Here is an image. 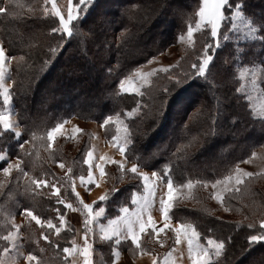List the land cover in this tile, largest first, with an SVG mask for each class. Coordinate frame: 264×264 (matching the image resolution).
<instances>
[{"label":"trees","instance_id":"trees-1","mask_svg":"<svg viewBox=\"0 0 264 264\" xmlns=\"http://www.w3.org/2000/svg\"><path fill=\"white\" fill-rule=\"evenodd\" d=\"M169 1H172L170 8L178 9L179 12L173 13L167 7ZM16 3L20 7L10 4L7 6V12L0 14V41L4 43L7 55L10 57L8 93L16 122L24 135L19 141L11 130L0 134V152L17 159L20 154L18 144L28 140L29 143L25 144V148L28 149L29 155L23 157L26 170L30 175L47 178L50 182L57 183L60 189L64 188L65 196L60 195V197L73 205H76L74 203L76 197L72 192V180L86 173L84 154L88 147L87 138L84 137L80 145L76 143V151L73 154H71L72 150L68 151L64 144L61 145L63 140L58 138L51 143V148L47 147L48 131L70 117L90 119L102 125L109 116L124 117L132 141L127 145L126 160L144 169L164 172L167 168L169 175L167 177L173 182L194 180L193 191L187 197V200L190 198L194 203H201L202 197L209 196L208 192L205 193L204 187L197 182L222 178L234 162V157L248 147L242 146L239 142L240 137L242 139L245 136L249 137L256 130L257 136L254 142L257 146L264 144V120L250 116L243 96L236 91L235 84L238 78L235 72L231 66L224 64L225 59L222 54L228 51L229 45L221 46L217 58L219 61L213 64V67H219L218 74H222L220 80L215 79L218 88L211 89L210 84L204 79L202 83L196 81L187 83V81L181 85L168 82L169 84L161 86L155 95H149L145 90L135 93L118 89V83L123 76L128 75L137 65L162 52L169 44L179 40L187 27L196 19L195 12L199 0H187L185 3L180 0H161L160 3L158 0H153L148 4L142 3L141 0H91L80 12L79 21L72 22L73 25L78 23V27L86 35L74 33L73 36L59 32L51 33V28L57 27L59 22L51 15H43L42 0H16ZM237 3H241L245 12L252 11L249 13L253 15L254 24L259 21L258 15H264V0H230L229 10ZM115 4L119 6L120 14L117 15L115 24L111 26L110 18H106L104 14L108 12V7ZM0 6H5L4 0H0ZM30 8H35V13H31ZM95 12L102 14V17H91ZM160 19L163 20L164 25L166 24L164 30L158 25ZM104 21L107 23L106 27L102 24ZM261 25L260 38L245 44L244 53L241 54L245 61L243 64L264 65V19ZM115 30L119 33H115ZM21 34H23L22 38ZM61 36L63 47L55 54L50 53L49 45L55 46ZM228 55L232 56L230 51ZM20 57L24 59L21 60ZM43 80L45 82H42ZM165 87L170 91L163 94L162 90ZM200 87L205 91L210 90L213 93L212 98H209L208 93L199 95L195 89ZM180 88H182L181 98L189 95L198 98L197 110L192 115L189 114L187 120L186 111L183 112L179 120L177 119L176 135L162 138V133L170 119V109L174 106L171 98L167 96ZM40 92L43 93L42 96L38 95ZM36 97L39 98V102H36ZM160 97L164 100L166 109L158 112ZM150 104L152 110L147 111ZM4 105L0 94V114ZM134 108L137 111L127 116L126 113L132 112ZM189 126H193V130H189ZM221 128L222 131L227 128L226 132L231 134V141L220 142L217 137L215 139ZM114 131V122L111 120L109 124L103 126V137L110 139ZM247 139L244 142H250V139L249 141ZM217 142L221 143L219 156H214L217 159L200 164L198 158L203 157L205 150H213ZM61 162L65 165L63 173L57 172L55 167ZM5 165V161L0 160V170ZM112 165H106L105 177L109 176L117 180ZM121 174L126 175L127 181L132 176L130 172L121 171ZM16 176L15 170L7 177L0 176V182L5 184V187L0 189V235L6 234L10 228L11 223L7 219L10 217L9 213L21 215L23 207L31 208L42 220L51 219L59 226L55 209L59 208L63 214L67 209L64 205L56 204V197L51 194V189H40L34 196L24 195L23 180L17 181ZM67 178H70L68 185H66ZM253 178L257 182L261 180L260 175ZM135 181L138 182V179ZM128 182L118 186L116 191L106 190L107 201H95L106 210L100 220L104 221L116 216L120 207L127 205V195L132 188ZM18 183L21 185L19 188ZM262 187L259 183L254 185L249 192L252 194L251 198L248 195L249 199L247 193L241 194L239 191L225 195L223 203L233 217L220 218L201 204L174 206L171 216L173 213L175 221L190 222L201 239L207 236L217 240L231 238L227 239L222 254L213 259V264H259L260 258L264 256V241L249 245L246 237L256 234L259 229L258 215L262 216L264 211L261 210L264 209V187ZM254 204H258L260 208L254 210ZM244 205L245 207L250 205L252 210H246ZM82 216L83 226L80 229L83 234L85 220L83 213ZM182 216L188 221L180 220ZM22 218L21 240L25 252L33 251L43 264H72L70 255L64 254L62 249L72 246V241L76 238L75 225L63 226L60 234L57 235L47 227L41 229L35 221H29L24 216ZM250 223L255 227L248 228ZM42 231L49 235L51 244L42 239L40 236ZM143 238L140 241L141 245L144 242ZM173 245L174 238L168 243L166 250ZM4 246V242L0 241V250ZM40 248H43L44 252H40ZM99 248L103 260L105 261L109 256L110 261L112 243L105 242L100 244ZM119 248L131 254L138 249L130 240L122 241ZM248 256L251 257L250 261L246 260Z\"/></svg>","mask_w":264,"mask_h":264},{"label":"rangeland","instance_id":"rangeland-1","mask_svg":"<svg viewBox=\"0 0 264 264\" xmlns=\"http://www.w3.org/2000/svg\"><path fill=\"white\" fill-rule=\"evenodd\" d=\"M89 1H91V0H89ZM141 1H142V3L148 4L149 1H153V0H141ZM186 1L187 0H180V2H182V3H185ZM74 2H78V0H74ZM160 2H161V0H158V3H160ZM57 3L60 6H64L66 4V0H57ZM121 3H122V1H121ZM170 3H172V1H169L168 4L163 3V5L166 4L167 7L170 8V6H171ZM239 4H241V3H239ZM44 6H45L44 0H42V5H41L42 13H43V7ZM234 6H232L230 8L229 12H231L234 9ZM47 7L50 8V5H47ZM118 9H119V6L117 4H115L113 6L108 7V12L106 14H104L105 16H107L106 18H110L111 26L113 24H115L116 17H117V15L120 14ZM170 10L173 13L179 12L178 9H175L172 7L170 8ZM240 11L242 13V16L236 22L235 28H232L230 26L232 23L230 18L225 20V30L227 32V40H223V36L221 35L220 43H221V46L229 45L230 47H229L228 51L224 53V55L222 54V57L224 56L225 60L227 59V60L231 61L230 63H228V65L233 68L232 70L235 72L236 77L238 78V82H236L235 88L236 89L240 88L241 84L244 85V89L240 93L243 96L242 97L243 100L247 104V108L249 110L248 113L250 114L251 117L262 120L261 118H259L258 114L261 112V109L264 108V84L260 83L261 76H264V73H261L260 69L264 68V67L262 65L260 66L258 64H251V65L243 64V63H245V61L242 58L241 54L244 53L245 44L247 42H249L250 40H255V39L260 38L259 34L262 32L261 21L264 19V15L263 14H260L261 16L258 15L259 21L256 24H254L252 21L253 15L251 13H249V12H252L251 10L245 12L243 6L241 5ZM65 14H66V9H65ZM91 17L100 18V17H102V14L95 12L94 15H92ZM195 20L196 19H194L192 21L193 27L195 26ZM102 24L105 27L107 26L106 21H104ZM162 24L164 25V22L162 19H160L158 21V25L160 26V29L163 28V30H164L166 24L164 26ZM58 26H59V24H58ZM252 29H255V31L252 32L251 35H249L248 33L250 31H252ZM206 31H209V30L203 29L201 31H194V33H193V43L195 46V50H194L193 45L188 43L187 36H186V33H187V29H186V31L182 34L185 36V40L183 42L179 38V40L177 42H175L173 44H169L166 48H164V50L162 52L152 56L146 62L137 65L128 75L123 76L120 79V81L130 80L133 87L139 89L138 93L145 90L149 95H152V94L155 95V92L159 91L161 86H163V85L167 86V84H169L168 82H170V81L167 79L168 75H174V76L179 77L183 80L182 83H179L177 85H181L187 81H188L187 83H190L193 81H196L197 83H202V80H204L205 78L201 77V76H195L194 75V76H189L187 79H183V78L185 77L186 73H189L191 71L190 65L192 63L196 62V60L198 58V54H199L198 50H200L202 48V45L204 44V42L206 40H208V42H211L210 33L208 36L202 35V32H206ZM221 31L222 32L224 31L223 27H222ZM114 32L119 33L117 30H115ZM166 33L167 32H165V35H166ZM0 43H1V41H0ZM220 48L217 49L216 52L214 53L215 59L213 61V64L218 63V61H219V60H217V58L219 55ZM229 51L232 54V56L228 55ZM149 61H151V63H148ZM10 62H11L10 57L8 56V61L4 65L3 79L0 80V84H3V86L6 87L7 89L9 88V85H10V82L8 79L9 63ZM213 64L210 67L215 68V67H213ZM169 66H171V69H170V73H168V74L163 73V72H154V74L151 76L146 75L147 73L153 72L156 69L169 67ZM253 66H256V69L258 72V75H257V85L258 86L257 87H253V85L251 83V80H252L251 75H247L244 78L240 77V71L244 67H248L249 69H252ZM95 73L97 75L99 74V73H97V71ZM138 73L145 74V77L142 79L141 76L138 75ZM218 73H219V67H217V69H213V75L217 81L220 80L221 76H222V74H218ZM215 79L213 80L214 84H216V82H217ZM45 80H43L42 82H45ZM204 81L206 83H208L206 80H204ZM182 88H180L181 91H180V89H178L179 91L176 89V90H174L173 93H169L167 96V97H169V99L171 98V100L174 103V106H172L170 109V113H169L170 119L168 121V124L166 125L165 131L162 133V138H167L169 136L176 135L177 122H178L179 117L182 115L183 112L186 111L185 119L187 120L188 119L187 117H189V114L192 115L193 113H195V110H197L196 104L198 102V98L196 99L195 96H193V95L192 96L189 95L188 97L184 96L181 98L180 94L182 92ZM118 89H119V91H123L120 88V82L118 83ZM202 89L203 88H201V87L196 88L195 91H197V93L199 95H205L208 93L207 95L211 99L213 96V93L210 90L205 91V89L204 90H202ZM38 95L42 96L43 93L40 92ZM1 96H2L3 102L5 104L4 109L1 112V114L7 116L14 124L18 125V123L16 122V119H15V116H14L13 109H12V103L10 100L9 93H8L9 99H8L7 103L5 102L4 95L1 94ZM35 100H36V102L40 101L38 97H36ZM56 100H57V98H55V101ZM54 102H53V105H54ZM165 109H166V104L164 105L163 111ZM151 110H152V104L149 105L147 111H151ZM128 113H126V115ZM127 116H129V115H127ZM220 119H221V117H220ZM117 120L120 123H117L116 122ZM213 120H214V118H213ZM112 121L114 122V127H115V131H114L113 136H119L120 140L123 141L125 136L127 135V133H125V131H124V128L126 126V123L124 122V117L113 116ZM222 122L223 121H221V124H223ZM59 124H63V127L61 128L60 132H58L56 134L54 139L58 138V139L63 140V141H61V145L64 144V147L66 149L68 148L67 149L68 151L72 150L71 154H73L76 151V149H75L76 143L78 145H80V143L84 137L87 138L86 141H87V145H88L87 150L85 151V154H84V160L86 159L87 152L89 150H91L93 152V161H92V163H93V169H92L93 170V176H94V179L96 180V182L99 186L98 187L95 185H87L86 186V178L88 175V168H89V166L87 164H85L86 166L84 167V171L86 173L84 175H79V176H76L75 178H73L72 185H71L72 187L75 186L76 192L80 193V197L84 200V202L85 203H93L94 201L99 200V197L101 195H104L106 190L111 191L113 188L116 189L118 186L123 185L124 183L129 181L128 183H129L130 187H132V188L127 195V198H128L127 205H124V206L128 207L130 210L135 209L136 205L132 204V196L135 194L138 198H141V201H142V198L145 195H147V193L145 191L144 184H143L142 180L138 179V182H136L135 179L130 177V179L127 181L126 175L121 174V169L117 166V164L112 162V161H122L125 163V168H127V169H130L132 166V163L125 160V158L121 156L119 150L114 146V144L116 142L112 140L113 136L110 139H107V138L105 139V137H103V134H102V129H103V127L101 126L102 124H100L96 121L90 120V119H83V118H79V117H70L66 120H63ZM159 126H160V124H158V127ZM77 128H79L80 131H78V132L75 131V129H77ZM226 129H224L222 131V128H221L218 131V135L215 136V139L218 138L217 140H219L220 142H222L224 140H230L231 141L232 140L231 134L229 132H226ZM189 130H193V126H191L189 128ZM213 131H215V130H213ZM216 133H217V131L215 132V134ZM210 135L212 136V133ZM247 135H249V134H247ZM256 136H257V131L255 130L253 132V134L252 133L250 134L249 137L245 136V137H243L244 139H242L240 137L239 142H241L242 146L245 145L248 147H245L246 149H244V151L241 150L240 155L234 157V162L230 166L229 170L225 172L226 175L230 171H232L236 166H239L244 171H249V172L260 173L261 171H264V144L257 146L256 143L254 142ZM247 138L250 139V142L246 143V142H244V140ZM54 139L50 143H52L54 141ZM249 139H247V141H249ZM220 142H217V144L215 143L213 150H205V152L203 153V157L198 158V162L201 164L203 162H210L212 160L213 161L216 160L217 158H214V156H219V154H220V149H221V143ZM213 144L214 143H212V145ZM253 152L256 153L255 157L252 156ZM230 153H232V152H230ZM101 156L107 157L108 162L105 163V161H101L99 159V157H101ZM15 160L16 159L12 158L11 156H8L9 162H12ZM243 161H249V162L245 163ZM5 164H6L5 165V167H6L7 163L5 162ZM96 164H104L105 167H106V165L113 164L112 168L115 169V171H116V173L114 175H116V178H118V179L114 180L113 177H109V176H108V178H106L105 174L103 176H101L99 168L95 167ZM55 167H56L57 172L63 173V168L59 167V163L56 164ZM116 167H118V170H116ZM139 170L146 173L147 175H149V177H151V173L153 171L160 173L161 176L164 177L163 181L155 180V178H152V180H155V185H156L155 196L152 198V199H154V203L151 205L148 213L145 214V219H147V215L150 214L152 216L153 222L157 225V227H162L164 221H163L162 213L160 211L159 201H160L161 197L164 196L166 193V180H167V178H169V177H167L169 175L167 174V172H165V169H164V172H160V171H156V170H152V169H144V168L139 167ZM0 176L6 177L5 174L3 173L2 169L0 170ZM82 176L85 177V183H82L80 180V177H82ZM67 179L68 180L66 182V185H68L70 182V178H67ZM217 179H221V178H215L213 180L207 181L209 186L204 187V190H205V193L208 192L209 196L208 197L207 196L202 197L201 203H199V202L194 203V202H192V200L190 198L187 200V197L192 193L194 186H193V188L189 189L187 187H181V185H186L187 182L189 181V179H187L181 183L173 182L174 187H176V189H177V194H176V197L174 198V200L172 201V207H171L170 212H169V217H170L169 223L171 225V228L166 229L165 232L159 234V239L164 242L163 246H161L160 243H157V238L154 237L153 235H149V234L145 233V234H142V236H141V238H143V236H144V238H143L144 242H143V245H141V247L144 250L147 249V250H145V253H152V255H148V254L143 255L144 253H141V251L139 249H135V251L132 254L126 250L120 249L119 246H120V243L122 241H124V240H130L131 241V239L122 238L126 235V230H123L121 232L120 237L113 236L111 239H108V240L101 239V233H100L99 225L94 222L92 225L94 232L89 235V240H90V243L92 244V250H94L92 262H95V258H96L98 261V263H96V264H112L113 255H112L110 261H109V256L106 257L105 261H104L103 258L101 257V254H100L101 252L99 250L100 244H104L105 242L106 243L111 242L113 245L112 253L114 250H117L119 252V257L116 259L115 264H147V262H151L150 264H153V255H155L158 258L159 264H164V257L168 253H171V260L175 261V264H191V261H190L189 256H188L187 239L182 237V242L178 245L175 244L176 234L174 231H172V229H174L177 225L181 224L182 222L173 220L174 219L173 213L171 216V212L175 209L174 206H177V205H189V204H191L192 206H194V205L200 206V204H201L203 207H206L210 213L216 214L220 218L233 217V215H231L230 212L227 211L228 210L227 206H225L224 203L217 201L213 196V189L211 188V184H212V182H214ZM191 181H193V184L195 185V181L194 180H191ZM257 183H259L260 186L264 187V177L261 176L260 182L255 181V178H251L249 180H246L244 187H242V185L239 186V188H240L239 192L241 194L247 193V199H249L248 195L250 198L252 197V196H250L252 194L249 192L253 188L254 185H257ZM89 188L91 189L90 191H89ZM65 192L66 191L64 190V188L60 189V195L62 197L65 196ZM233 193H235V192H228V193H225V195H230ZM199 198H201V195H199ZM74 203H76V205H73V207L76 208L77 210L72 211L70 209H67V212L64 214L65 220H66V224L64 226H68V224L75 225V223H77L76 224V228H77L76 235L78 233L79 237H83L82 231L80 229L83 226V223L81 220V218L83 216H82V213L80 212L81 206L79 205L77 199L75 200ZM257 205L258 204H254V206H255L254 210H257V208H260ZM244 207H245V205H244ZM245 208H246V210H252V207L250 205H248ZM261 210H264V209L261 208ZM119 215H121L120 209L118 211V214L116 216L110 218V219H115ZM14 217H15L14 222L16 224L21 225V227H22V224H23L22 216L21 215H14ZM258 218H260V220L264 219V211L262 212V216L260 214L258 215ZM7 219L9 221V223L12 222L11 217H9ZM100 219H101V217L98 218L99 222L104 224L105 227H107V222L110 219H107L104 221L100 220ZM180 220L188 221V219L186 217H183V216L181 217ZM183 224L192 225L190 222H185ZM192 227L194 228L193 225H192ZM150 231L151 230H149V232ZM20 234L22 236V228H20ZM173 238H174V245L169 250H166L168 243L170 241H172ZM208 238L215 239L211 236H207V237H204L203 239H201V237L199 235V242L201 244L206 245ZM117 239H120L119 244L115 243V241ZM20 242L22 243V240ZM2 250L3 249H1L0 252H2ZM21 251L25 252L24 247H23V249H21ZM25 254H26V252H25ZM139 255H143L142 258H140V260L130 259V258H136ZM215 258H218V257H214L213 259H215ZM248 259L250 261L251 257L250 256L246 257V260H248ZM107 261H109V262H107ZM17 264H25V261L23 259H19L17 261Z\"/></svg>","mask_w":264,"mask_h":264},{"label":"snow or ice","instance_id":"snow-or-ice-1","mask_svg":"<svg viewBox=\"0 0 264 264\" xmlns=\"http://www.w3.org/2000/svg\"><path fill=\"white\" fill-rule=\"evenodd\" d=\"M89 3V0H78V2H74V0H66V4L64 6H60L57 3V0H44L43 7V15L55 17L59 21L58 27H52L51 33H64L68 36H73L74 33L77 35H86L82 32V30L78 27V23L73 25V21L78 22L80 12L84 10L85 6ZM5 6H0V14L7 12V6L10 4H15L17 7H20L19 4L16 3V0H4ZM229 4L230 0H199L198 10L195 12L196 20L195 26L193 27L191 24L187 27V40L188 43L193 45L195 50V46L193 43V33L194 31H201L203 29H208L209 31L202 32V35L208 36L210 33L211 42L206 40L202 45V48L199 51L198 58L196 62L190 65L191 71L185 74L183 79H187L189 76H201L204 77L208 83L210 84L211 89H215L217 84L213 83L215 79L213 75V69L210 67L213 64L215 59L214 53L217 49L221 47L220 37L223 36V40H227V32L225 30V20H231V27L235 28L236 22L241 18L242 13L240 11L241 4L237 3L234 6V9L229 12ZM50 5V8L47 7ZM66 9V14H65ZM35 8H30L29 11L31 13H35ZM222 27L224 31L222 32ZM255 29H252L248 34L251 35ZM90 33V32H89ZM23 34H21V38ZM180 40L183 42L185 40V36L181 35ZM63 37H60V40L56 42L55 46L49 45L48 51L52 54H55L57 50L63 47ZM12 59H16V57H12ZM21 60L24 57H20ZM8 61V55L6 53L4 43H0V80L3 79L4 75V65ZM231 61L225 60L224 64H228ZM148 63H151L149 61ZM264 66V65H262ZM171 66L164 67L160 69H156L153 72H149L146 75L151 76L154 72H163L170 73ZM261 73H264V68L260 69ZM143 79L145 74L138 73ZM247 75H251L252 80L251 83L253 87H257V69L256 66H253L252 69L248 67H244L240 71V77L244 78ZM167 79L173 84L182 83L183 80L174 75H168ZM260 83L264 84V76H261ZM127 85V86H126ZM120 88L124 92H135L138 93L139 89L133 87L130 80L128 81H120ZM244 89V85L241 84L240 88H237V92H241ZM170 91L169 88H163V94L168 93ZM0 94L4 95L5 102L7 103L8 89L0 84ZM162 97V95H161ZM160 97L159 99V108L158 112L163 109L164 100ZM155 100L156 97L154 96ZM137 111V109H133L132 112H129L128 115L131 116L133 112ZM259 118L264 120V108L261 109V112L258 114ZM112 120V117L109 116L107 119L103 121V125L109 124V121ZM117 123H120L118 120ZM215 124L216 121L214 120ZM63 124H57L54 128H52L47 133V139L49 141L47 147L51 148V141L54 139L56 134L60 132ZM211 127V126H210ZM0 134L3 132H7L9 130L12 131L13 135L17 138V140H21L24 133L20 130V126L14 124L7 116L0 114ZM75 131H80L79 128L75 129ZM125 136L124 140L121 141L119 136H113L112 140L116 143L114 146L119 150L122 157L127 159L128 151L127 145L130 144L131 141V133L128 132L127 126L124 128ZM29 143L28 140H23L18 144L20 149V154L17 156L15 161L9 162L7 154L0 152V160H3L7 163L6 167H3L2 171L5 176H9L13 170L16 171L17 181L23 180V194L24 195H35L38 193L40 189L49 188L51 189V194L56 197V204L64 205L66 209H70L72 211H76L77 209L73 207L71 202L66 201L65 199L60 197V188L57 186V183L50 182L47 178H39L33 175H30L29 171L26 170V164L23 159L24 156L29 155L28 149L25 148V144ZM256 153L253 152L252 156L255 157ZM101 161L108 162V158L105 156L99 157ZM93 152L89 150L87 152V157L84 160V163L89 166L88 175L86 178V186L87 185H95L99 186L94 179L93 176ZM117 164V166L121 169L122 172L132 174L131 178L140 179L143 181L145 191L147 195L142 198H138L135 194L132 196V204L136 205L135 209L130 210L128 207L124 206L120 208L121 215L117 216L115 219H110L107 222V227L104 224L100 223L98 218L104 216L105 208L99 206L94 201L93 203H85L84 200L80 197V193L76 192L75 186L72 188V192L75 195L79 205L81 206L80 210L85 216L84 220V232H83V244L77 245L75 239L72 241V247H64L62 249L64 254H75L79 253L82 257L83 264H93L91 256H92V244L89 242V235L94 232L92 227L93 223H97L99 225L101 239L108 240L113 236L120 237L121 232L126 230V235L122 238L131 239L132 243L141 251V253L152 255V253H145V250L141 247L140 241L142 234L153 235L157 238V243H160L163 246V241L159 239V234L165 232L166 229H170L171 225L169 223L170 217L169 212L172 207V201L176 197L177 189L174 187L173 180L169 177L166 180V193L161 197L160 203V211L163 217V226L157 227V225L153 222L152 216L147 215V219H145V214L148 213L151 205L154 203V199L156 192L155 180H164V177L161 176L160 173L153 171L151 173V177L146 173L139 170V167L136 163H133L130 169L125 168V163L122 161H112ZM245 163L249 161H243ZM60 168H64L65 165L61 162L59 163ZM95 167L99 168L101 176L105 174V165L104 164H96ZM71 171V169H69ZM165 172H168V169H165ZM257 175L264 176V171L260 173L244 171L239 166H236L232 171H230L227 175H224L221 179H217L211 184V188L213 189V196L217 201L221 203L225 200V193L228 192H238L240 191L239 186L245 184L246 180H249ZM155 178V180H152ZM82 183H85V177H80ZM203 187H208V183L205 181H198ZM193 181L189 180L186 185H181V187H187L189 189L193 188ZM5 184L0 182V189L4 188ZM17 187H21L18 183ZM91 189L89 188V191ZM111 191H116V189H112ZM101 202L108 200V194L101 195L99 197ZM95 205V207H94ZM19 207V205H17ZM57 213V219L59 220V225L53 223L51 219L42 220L39 215H37L31 208L23 207L21 210V215L29 219V221H35L37 225L40 226L41 229L47 227L49 231H54L55 234H60L62 227L66 224L65 215L61 213L59 208L55 209ZM9 216L12 218V222L10 224V228L7 230L6 234L0 235V241H3L5 246L3 247L2 252H0V264H17L19 259H23L25 264H43L40 257L34 254L33 251L25 252L21 251L24 245L21 243V234L20 228L21 225L16 224L14 222V214L9 213ZM255 225L250 223L248 224V228H254ZM149 230H151L149 232ZM172 231L175 232V244H180L182 242V237L187 239L188 245V256L191 261V264H213V258L219 257L225 249L227 239H231L230 237L224 240H217L208 238L206 245L201 244L199 242V233L192 227V225L188 224H179ZM40 236L44 241H47L49 244L52 243L49 235L45 232H41ZM246 240L249 245H255L264 241V219L260 220L259 229L256 234L247 235ZM38 243V242H37ZM116 244L120 243V239L115 241ZM59 247V245H56ZM40 252H44L43 248H40ZM113 261L112 264H115L116 259L119 257V252L114 250L113 253ZM75 264V261H73ZM153 264H159L158 258L153 255ZM164 264H175V261L171 260V253H168L164 257ZM259 264H264V256L260 258Z\"/></svg>","mask_w":264,"mask_h":264},{"label":"crops","instance_id":"crops-1","mask_svg":"<svg viewBox=\"0 0 264 264\" xmlns=\"http://www.w3.org/2000/svg\"><path fill=\"white\" fill-rule=\"evenodd\" d=\"M77 223H75V226H76ZM75 242L77 245H82L83 244V238L82 237H79L78 236V233L76 235V238H75ZM72 247V246H71ZM93 253H94V250H92V256H91V259L93 258ZM143 255H146V254H143ZM143 255H139L138 257L136 258H130L132 260H140V258H142ZM71 256V262L73 264V261H75V264H83V261H82V257L79 255V253H75V254H70ZM95 258V257H94ZM98 263L97 259L95 258V262H93V264H96ZM151 262H147V264H150Z\"/></svg>","mask_w":264,"mask_h":264}]
</instances>
